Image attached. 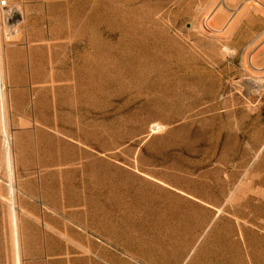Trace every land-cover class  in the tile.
Here are the masks:
<instances>
[{
    "label": "rangeland",
    "instance_id": "obj_1",
    "mask_svg": "<svg viewBox=\"0 0 264 264\" xmlns=\"http://www.w3.org/2000/svg\"><path fill=\"white\" fill-rule=\"evenodd\" d=\"M0 6V264H264V0Z\"/></svg>",
    "mask_w": 264,
    "mask_h": 264
},
{
    "label": "bare ground",
    "instance_id": "obj_2",
    "mask_svg": "<svg viewBox=\"0 0 264 264\" xmlns=\"http://www.w3.org/2000/svg\"><path fill=\"white\" fill-rule=\"evenodd\" d=\"M2 0H0V2H1ZM4 3H6V1H4ZM1 7V6H0ZM0 10H1V8H0ZM206 21V20H205ZM200 22V21H199ZM205 25H207L206 23H205ZM203 26V25H202ZM2 79H3V66H2V55H1V48H0V80L2 81ZM2 88V87H1ZM0 97H1V100H2V104L3 105H5V98H4V93L1 91V93H0ZM5 119V118H4ZM7 126V125H6ZM7 136H8V139H10V136H9V134H7ZM10 152V151H9ZM9 164H10V168L12 169V156H11V154L9 153ZM15 209V208H14ZM13 209V210H14ZM14 212H16V211H14ZM13 212V213H14ZM14 215V214H13ZM17 217L18 216H16V213H15V216H14V223H15V225H16V230H17ZM13 223V224H14ZM15 229V228H14ZM14 233H16V232H14ZM18 233V232H17ZM18 235V234H17ZM15 237H16V235H15ZM19 238V237H18ZM16 239L15 238V240H16V247H17V259H18V262H17V264H20L21 263V260H20V254H19V239Z\"/></svg>",
    "mask_w": 264,
    "mask_h": 264
}]
</instances>
